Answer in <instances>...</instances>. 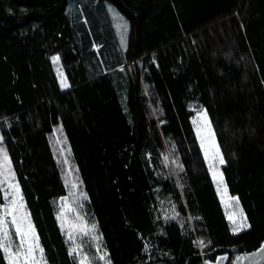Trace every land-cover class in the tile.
<instances>
[{"label": "trees", "instance_id": "obj_1", "mask_svg": "<svg viewBox=\"0 0 264 264\" xmlns=\"http://www.w3.org/2000/svg\"><path fill=\"white\" fill-rule=\"evenodd\" d=\"M69 1L0 0V134L47 264H78L57 221L67 189L55 131L109 264H204L221 255L233 264L256 251L264 243V0H97L129 24L125 54L108 59L105 73L78 44L88 32L71 26ZM201 110L248 223L239 233L194 135ZM0 264H8L2 249Z\"/></svg>", "mask_w": 264, "mask_h": 264}, {"label": "rangeland", "instance_id": "obj_2", "mask_svg": "<svg viewBox=\"0 0 264 264\" xmlns=\"http://www.w3.org/2000/svg\"><path fill=\"white\" fill-rule=\"evenodd\" d=\"M108 5L109 6H107L106 10L103 9L105 11L103 19L99 20L98 24H95L93 19L89 18L88 21L87 18L88 34L86 33V35H84L83 33H80L78 35V44L80 45V47L84 50L85 47H87L88 51L94 54L95 61H99L100 68L105 70L109 63L108 59H112L113 62L114 60L121 59L124 56L127 46L129 28V24L126 18L113 5ZM115 17L119 18V20L122 22V27L124 25V28H121V25L116 23ZM105 18L111 19L114 26L117 28L116 36L113 38L108 33L106 27L101 28V26H99L101 24V21H104ZM79 25L80 23L78 21H75L76 28ZM54 58L59 57L57 55H54L52 57V63L54 71L58 77L60 87L63 90H67L69 88V84L66 78L65 71L61 67L59 59L54 62ZM120 95L123 96V93L120 92ZM191 122L194 135L197 139V143L207 164L211 180L214 184L224 214L229 222L231 231L233 233H239L248 228V223L246 222L239 202L237 203V198L232 197L229 194L227 186L223 179L221 169L224 165V161L223 163H220V160H223V158L216 140L214 128L205 110L196 112L191 119ZM52 145L57 157V161L62 170L64 183L67 189L66 195L57 200L56 207L57 221L68 245L70 255L76 260L78 264H81L82 260L84 261V264H109L108 258L102 246L100 235L97 232V228L94 223L88 220L86 216V211L84 208L86 196L79 183L77 170L72 161L66 140L60 132L55 131L53 135ZM0 150L6 152L7 154L1 134ZM7 158L9 160L8 154ZM10 169L12 178L5 179L3 176H0V183L2 185L4 200V203L0 208V215H3L5 207L8 206L13 199L14 193L11 185H17L19 189L18 194H15V198L17 200H20V198L22 197L21 190L17 183L11 162ZM22 203L24 205L22 211L26 212L31 225L34 228L23 198ZM230 216L232 217V219L229 218ZM5 219L8 222L7 229L12 238V252L14 253L16 250V246L20 243V240L16 236L15 228L11 223L12 216L9 215L5 217ZM241 224H243V227H240ZM69 232H71V238L69 237ZM35 236L38 238L36 230ZM73 248H77V252H72ZM262 249H264V243H262V245L256 251L238 255L234 259L233 264H264V253H262ZM36 256L37 259L41 260V264H47L44 258V254L41 258L39 252H37ZM6 259L9 264L7 256ZM226 259V255H221L217 258L216 261L205 262L204 264H224Z\"/></svg>", "mask_w": 264, "mask_h": 264}, {"label": "snow or ice", "instance_id": "obj_3", "mask_svg": "<svg viewBox=\"0 0 264 264\" xmlns=\"http://www.w3.org/2000/svg\"><path fill=\"white\" fill-rule=\"evenodd\" d=\"M57 59L58 58H54V62H56ZM220 163H223L222 159ZM0 176H3L5 179L12 178L10 161L7 158L6 152L2 150H0ZM11 188L14 193L13 199L10 204L5 207L3 215H0V249H2L8 257L9 264H41V260L37 259L36 253L39 252L42 258L43 249L39 245L38 238L35 236V230L26 212L22 211L24 208L22 197L20 200L15 198V194L19 192L18 186L11 185ZM9 215L12 216L11 223L15 228L16 236L20 240L14 253L12 252V238L7 229L8 222L5 219V217ZM229 218L232 219L231 216ZM240 227H243V224H241ZM69 237L71 238V232H69ZM200 243L202 244L203 241ZM72 252H77V248H73ZM262 253H264V249H262ZM81 264H84L83 260Z\"/></svg>", "mask_w": 264, "mask_h": 264}, {"label": "crops", "instance_id": "obj_4", "mask_svg": "<svg viewBox=\"0 0 264 264\" xmlns=\"http://www.w3.org/2000/svg\"><path fill=\"white\" fill-rule=\"evenodd\" d=\"M107 6L109 5L99 4L97 0H70L67 7V14L70 17L71 26L75 27V21H78L84 24L87 30V16L85 12L93 13L94 21H97V19L101 20L104 17L105 14L104 10H106ZM115 21L116 23L121 25L120 26L121 28H124V25L122 27V22L119 20L118 17H115ZM99 26H101V28L102 27L108 28L112 38L116 36L117 28L114 26L111 19L109 18L104 19V21H101V24ZM105 72L106 70L104 71V73Z\"/></svg>", "mask_w": 264, "mask_h": 264}]
</instances>
